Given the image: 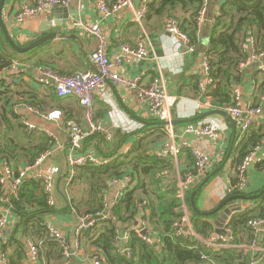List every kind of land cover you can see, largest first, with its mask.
<instances>
[{"label": "trees", "instance_id": "16d2710c", "mask_svg": "<svg viewBox=\"0 0 264 264\" xmlns=\"http://www.w3.org/2000/svg\"><path fill=\"white\" fill-rule=\"evenodd\" d=\"M201 5L202 0H153L148 4L146 17L175 18L180 23L181 31L196 45L198 27L193 18L199 14ZM249 45L254 48L255 53H264V0H224L211 28L206 52L210 76L214 80L213 89L209 93L212 109L223 110L231 105V88L241 79L237 66L250 55ZM17 56L0 31V71L9 69ZM18 81L20 82L14 89L4 86V89H0V168L4 163L11 167L24 161L26 165L33 164L40 155L54 146V141H49V137L45 135L40 137L44 141L38 142V139L34 144L36 130L26 132L21 122L23 118H27L22 114H14L13 108L17 103L25 105L26 97L30 99V104L40 109L49 105L46 109L48 112L60 110L50 107V104L60 99L53 90V94L47 97L49 100L45 99V103L42 101L38 104L34 101L35 94L28 87L23 88L21 80ZM259 88L264 93V78ZM63 117L65 120L70 118L67 115ZM131 136L134 134L131 133L130 138ZM144 140L143 137L132 141L127 152L110 156L111 161L105 165L76 168L70 179L69 173H63L66 182L63 187L70 192L63 195L68 197L69 210L81 219L86 216L96 219L77 237L81 245L101 252L105 264H204L203 257L215 264H264L262 251L253 253L243 249V246H251L253 240H257L248 223L264 219V196L255 201L253 209L236 212L227 220L224 227L233 234L234 246L214 250L207 247L205 241L215 231V227L207 217L192 212L189 192L186 196L189 221L200 240L176 237L173 230L183 216L181 202L177 198V185L171 184L164 188L159 181L165 171L172 170L171 160H160L148 154ZM263 143L264 122L245 135L236 133L231 153L234 169L236 170L245 156ZM257 168L264 170V160L257 163ZM190 170L194 172L193 168ZM126 174L136 178V186L115 203L111 209L113 217L99 219L97 214L105 211L109 183ZM236 182L235 174L231 185L234 186ZM72 190L74 194H71ZM240 193L237 191L229 193L228 196ZM3 197L8 198L7 203L2 202ZM139 204H143L142 207L147 211L151 244L132 231V225L141 212L138 209ZM3 205L10 207L12 216L18 219L16 234L3 243L0 241V250L9 264H64L61 250L47 236L44 225L45 219L57 211L55 205L51 207L47 204L46 195L39 182L24 180L16 198L4 195L0 186V207ZM124 233H128V241L123 244L118 239ZM26 238L38 247V257L34 262L26 255L23 243ZM260 243V248L264 249V239H260ZM124 248L129 249L128 256L123 252Z\"/></svg>", "mask_w": 264, "mask_h": 264}, {"label": "crops", "instance_id": "0c3cea01", "mask_svg": "<svg viewBox=\"0 0 264 264\" xmlns=\"http://www.w3.org/2000/svg\"><path fill=\"white\" fill-rule=\"evenodd\" d=\"M105 1L108 4L112 2V0ZM132 1L134 7L137 8L140 0ZM223 1L211 0V3L208 4L203 23L198 28V42L194 45L195 53L186 54L183 48L176 45L174 38L164 31L165 18L148 16L141 23H137L133 21L132 12L125 9L101 22L99 21L100 18L96 7L98 0H83L80 4L71 2L65 10H49L34 20L15 25L13 17L18 8L22 5H32V0H6L3 21L16 45L27 47L48 33H56L58 35L55 39L44 43L43 47L38 51L34 49L36 51L29 55L27 54L28 52L21 55L17 54L18 56L13 62L18 64L17 67L22 74L14 76L16 83L11 89H14V86L19 84L20 81L18 79L21 78L23 88L28 87L35 94L33 96L35 98L34 101L38 104L42 101L45 103V99L49 100L47 97L53 94V87L39 83L40 69L49 68L61 76H70L78 72L95 71L96 67L91 62L90 56L96 48L97 42L94 38L86 36L81 30L74 28L72 25L74 22H81L85 25L98 22L102 26L106 36V52L109 56L118 53L119 45L125 43L133 45L137 42H142L148 52L145 59L133 58L129 62L124 63L120 69L122 75L128 78L140 77L142 83L147 85L154 80H159L166 95L171 98L169 113L172 114V120H185L196 117L201 113L212 110L209 107L210 99L202 98L200 91L197 90V86L202 76V58L207 52L210 31L215 18L219 14L220 4ZM50 21H54V26L49 24ZM46 26H49V31H44ZM250 47L251 45L248 48L250 49ZM250 51L251 54L254 48L251 47ZM258 67L259 63L256 62L240 70L241 79L238 84H234L231 88L232 92L234 90L239 92L243 108L250 104L261 107L263 117L259 118L257 124L252 129L258 128L264 122V93L259 88L261 83H263L264 74L260 72ZM17 91H20V89ZM105 91L107 94L104 99L99 97V95L95 96V117L103 124L105 132L109 133L110 140H106V136L103 133L96 135L94 138H88L83 143L84 145L80 149L81 152L91 151L101 159H110V156L115 157L116 155L124 154L130 149L129 146L132 141L144 137V146L148 149L147 153L152 155L155 149L158 150L163 144L171 140L167 127L150 126L147 124L166 121L167 119L164 115L151 116L148 113L147 107L138 101L135 94L111 82L105 83ZM24 100H26L28 106L44 113L48 112L46 109L49 108V105H46L45 111L42 108L34 106V104H30L29 98L25 97ZM201 103H208V108L202 107L199 109L198 105ZM17 104L15 106L19 107ZM50 107H57L62 112V115H67L70 117L69 119H74L79 123L82 122V110L75 99H60L58 102L50 104ZM20 109L14 114L24 115L27 118L26 120H29L37 127L36 131L34 130L35 143L31 140L34 144L37 143L38 139V142L45 140L40 138L41 135L49 137V141H54V146L46 151L49 153V157L42 163V166L47 168L57 165L62 169V173L59 176L60 180L55 196V211L57 212L54 215L48 216L45 221L50 220L61 229L74 250V232L81 223V218L69 210L68 197L63 196L69 194V190L63 187L66 183L63 174L65 173L64 157L69 152L67 126L69 119L65 120L62 117L61 121L54 123ZM23 120L25 119L23 118L22 122ZM198 122L217 124L220 127L217 139L209 141L198 139L191 135L181 136L184 126L198 124ZM170 128H172V133L177 136V143L186 141L192 148L201 151L212 161L206 172L197 179L193 189L199 186L210 173L217 171L208 179L207 183L195 197V204L198 210L201 212L213 211L226 198L235 196H227V190L231 186V179L235 176L231 155L224 164L232 138V130L229 124L220 116L215 115L192 123H177ZM131 133L134 136L130 138ZM33 143L32 145H34ZM169 160H171L172 170L165 171L159 180L160 185L164 188L171 184L176 186L179 179L194 166V160L189 150L182 151L176 158H170ZM263 160L264 143L260 147V150L256 152L252 163L247 169L246 188L238 195L255 196L264 189V170L257 168V163ZM26 164L24 161L16 164L14 167L12 166L14 173L16 174L22 168H25ZM115 191V186L110 182L109 190L106 194L107 203L111 201ZM255 201H233L230 204L239 203L241 205L239 212H241L247 208L248 210L253 209ZM216 217L217 215L207 217L215 229L214 220ZM138 222L139 218L137 217L132 227H138ZM17 224L18 219L10 213L8 224L3 231V242L11 235L16 234ZM259 236L261 237L256 236L257 240L255 241L256 244H254L257 246L254 247L251 244V246H243V249L256 253V249L261 245L260 239H264V235L260 234ZM26 239L23 240V243L26 255L30 260L28 251L29 242H32ZM40 244L39 242L38 245ZM80 248V251L75 255L77 264H90V258L94 254L95 249L87 245L83 246V244ZM1 255H3V252L0 250V257Z\"/></svg>", "mask_w": 264, "mask_h": 264}, {"label": "built area", "instance_id": "2783aa9c", "mask_svg": "<svg viewBox=\"0 0 264 264\" xmlns=\"http://www.w3.org/2000/svg\"><path fill=\"white\" fill-rule=\"evenodd\" d=\"M83 0H32V5H22L18 8L13 17V23L20 25L26 21L34 20L49 10H65L69 7L71 2L80 4ZM150 0H140L137 8L134 7L132 0H117L115 3L108 4L105 0H98L97 11L99 15V21H104L109 16L118 13L122 10H129L132 12L133 21L141 23L147 15L148 4ZM210 0H202V5L199 14L193 18L198 28L203 23L206 9ZM219 15V14H218ZM49 24L54 26V21H50ZM74 28L81 30L86 36L94 38L97 42V46L92 52L90 59L93 65L96 67V71L78 72L70 76H61L55 71L49 68H43L39 70L40 78L39 83L45 86H52L56 96L59 99H75L78 106L82 110V122L79 123L74 119L67 121L68 126V138H69V152L64 157V171L69 173V178L73 175L76 168L83 167L85 165L102 166L111 161L110 159H101L91 151L81 152L80 149L84 145L83 143L90 137L105 134V139L110 140V135L105 132L103 124L95 117V96L99 95L101 98H105L107 92L105 91V83L111 82L115 85L125 88L127 91L135 94L138 101L144 104L148 113L151 116L164 115L166 121L172 120V114L169 113V105H171V98H169L163 90L159 80H154L150 84H144L140 77L128 78L120 73V69L124 63L129 62L131 59H145L148 52L142 42L131 44H120L119 52L109 56L106 52V36L102 26L97 23L83 24L81 22H74L72 25ZM164 31L170 34L180 48H183L184 53H195V46L191 43L187 34L181 31L180 23L175 18H167L164 22ZM259 63L258 69L264 73V53H255L253 51L243 62L237 66L238 70L246 68L250 64ZM18 64L12 63L9 69L0 71V89L4 87H12L16 83V78L11 72L17 71L18 74H22L17 67ZM201 79L198 81V90L200 96L204 99H210L209 93L213 89L214 80L210 76V67L207 54H204L201 64ZM17 74V75H18ZM21 79V78H20ZM18 79V80H20ZM174 99V98H172ZM199 109L202 107L208 108V103H201L198 105ZM210 107V105H209ZM28 111V113L35 114L43 120H48L54 123L61 121L63 115L60 110H52L49 112H41L28 105L14 106L13 113H17L18 109ZM224 111L227 112L236 122L238 133L242 136L250 131L256 124L259 118L263 117L261 107L250 104L246 107H242L240 94L237 90L232 92V103L227 106ZM25 131L32 132L37 129L35 124L29 120H23L22 122ZM169 131V137L171 140L166 144H163L158 150H154L152 155L160 160H166L170 158H176L182 151L189 150L194 160V172L187 171L179 181L177 182V198L180 200V208L183 216L179 225L174 227V235L176 237H184L188 239H199L200 237L194 232L192 224L189 221V209L186 204V196L195 187V182L202 176L207 168L211 165V159L197 150L192 148L186 141H180L177 143V136L172 133V126H165ZM169 127V128H168ZM220 133V127L212 122H198V124H188L184 126L181 136L191 135L198 139H205L213 141L217 139ZM260 150V147L254 148L247 156L243 158L241 163L236 167L237 182L234 186H230L229 193L243 192L246 188V172L249 165L252 163L256 152ZM49 153L45 152L40 155L33 164L25 166L16 174L12 167L4 163L0 168V186L4 195L10 197H17L19 189L24 180L32 179L39 182L46 195V201L49 206L55 205V196L57 193V180L62 173V169L57 165H52L47 168L42 166V163L49 157ZM136 178L126 174L119 178H115L111 181L115 186L116 191L109 203L105 204V211L98 213L97 217L101 220L113 217L111 209L115 203L121 199V197L132 190L136 186ZM228 196V195H227ZM2 202H8V198L3 197ZM5 204V203H3ZM143 204L138 205V209L141 212L138 214L139 226L133 228L138 236H140L146 243L151 244L152 241L149 237L150 228L146 220L147 211L142 207ZM11 213L10 207H0V241L3 242V231L8 224V216ZM92 220L89 224H84L87 220ZM96 219L90 216H86L81 219V223L75 229L74 232V250L70 246L68 239L64 235L61 229H59L52 221H45V231L48 237L53 239L59 249L64 264H71L72 258L80 251V232L91 225ZM227 220L220 227H217L222 233L217 234L215 231L207 238L205 244L207 247L214 250L219 248H229L234 246V236L231 231L227 230L224 225ZM249 227L254 230L256 236L264 235V219L251 221L248 223ZM145 231V234L142 232ZM121 243L128 241V233L122 234L119 239ZM256 244L255 240H253ZM257 245H254V247ZM256 251H262L264 249L258 247ZM123 252L128 256L129 249L124 248ZM101 252L94 251V254L90 258V264H105V258L100 254ZM29 258L32 262L37 260L38 247L29 242ZM204 264H215V262L203 257ZM1 264H9L6 257L1 255Z\"/></svg>", "mask_w": 264, "mask_h": 264}, {"label": "water", "instance_id": "95a60500", "mask_svg": "<svg viewBox=\"0 0 264 264\" xmlns=\"http://www.w3.org/2000/svg\"><path fill=\"white\" fill-rule=\"evenodd\" d=\"M5 3L6 0H0V31L3 35L4 40L6 41V43L8 44V46L17 54H25L31 50L37 49L40 46H42L44 43L48 42L49 40H53L55 39L58 35L56 33H48L46 35H44L43 37L37 39L36 41L32 42L31 44H29L27 47H19L18 45L15 44V42L13 41V39L11 38V36L9 35L7 26L5 25L4 21H3V11H4V7H5ZM44 31H49V26H46V29ZM75 38V37H74ZM76 39V38H75ZM96 71V69H95ZM12 75H17L18 72H11ZM220 116L221 118H223L230 126L231 130H232V138H231V142L229 145V150L228 153L226 155L225 158V162L224 164L227 162V160L229 159V156L232 153L233 147H234V143H235V138H236V122L235 120L229 115L227 114L226 111L222 110V109H212L209 110L207 112L201 113L199 115H197L196 117L190 118V119H185V120H171V121H159V122H154V123H147L150 126H174L177 123H192V122H196L202 119H206L207 117L210 116ZM223 164V166H224ZM217 171H215L214 173H210L208 177H206L204 179V181L197 186L195 189H193L190 193L189 196V201H190V207L192 212H194L196 215L201 216V217H213L215 215H217L216 219L214 220V224L216 226L215 232L217 234L222 233L221 230H219L217 227H220L222 224L225 223V221L231 216V214L239 212L241 210V205L238 204H230L233 201H246V202H252L255 201L259 198H261L264 195V189L262 191H260L257 195L255 196H246V195H235V196H231L226 198L224 201H222L217 207L216 209H214L213 211L210 212H201L198 210L196 204H195V197L197 195V193L202 189V187L207 183L208 179H210ZM59 178L57 180V188H58V182H59ZM227 206L225 209L224 207ZM92 220H87L84 222V224H89ZM136 225V224H135ZM142 234H145V231L142 232ZM78 262H76L75 258H72V264H77Z\"/></svg>", "mask_w": 264, "mask_h": 264}, {"label": "rangeland", "instance_id": "374dc122", "mask_svg": "<svg viewBox=\"0 0 264 264\" xmlns=\"http://www.w3.org/2000/svg\"><path fill=\"white\" fill-rule=\"evenodd\" d=\"M209 3H211V0H210V2H209ZM208 36H209V35H208ZM235 173H236V171H235ZM72 193L74 194V191H73V190H72L71 194H72ZM69 194H70V192H69Z\"/></svg>", "mask_w": 264, "mask_h": 264}]
</instances>
